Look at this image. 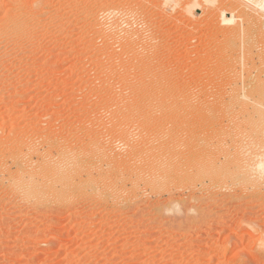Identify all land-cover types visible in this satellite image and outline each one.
Wrapping results in <instances>:
<instances>
[{
    "label": "rangeland",
    "instance_id": "374dc122",
    "mask_svg": "<svg viewBox=\"0 0 264 264\" xmlns=\"http://www.w3.org/2000/svg\"><path fill=\"white\" fill-rule=\"evenodd\" d=\"M259 157L264 0H0V264H264Z\"/></svg>",
    "mask_w": 264,
    "mask_h": 264
},
{
    "label": "bare ground",
    "instance_id": "6f19581e",
    "mask_svg": "<svg viewBox=\"0 0 264 264\" xmlns=\"http://www.w3.org/2000/svg\"><path fill=\"white\" fill-rule=\"evenodd\" d=\"M144 1V0H143ZM195 1V0H194ZM118 2V0H117ZM173 3V2H172ZM234 3V2H233ZM108 4V3H107ZM256 4V3H255ZM258 4V3H257ZM119 5V4H118ZM259 5V4H258ZM257 5V6H258ZM106 6V5H105ZM111 6V5H110ZM109 6V7H110ZM139 6V5H138ZM238 6V5H237ZM104 7V6H103ZM193 7V6H192ZM99 8V7H98ZM243 8V7H242ZM240 9V8H239ZM260 10L263 11V8L260 6ZM171 12V11H170ZM141 14V13H140ZM109 15V14H108ZM112 18V17H111ZM114 19V18H113ZM147 21V20H146ZM101 25V24H100ZM129 29V28H128ZM131 30V29H130ZM124 40V39H123ZM105 41V40H104ZM260 77V76H259ZM256 78V77H255ZM253 171L256 173V174H264V157H259L257 159H254V161L251 163V166H250ZM239 230V229H238ZM242 230V229H241Z\"/></svg>",
    "mask_w": 264,
    "mask_h": 264
}]
</instances>
